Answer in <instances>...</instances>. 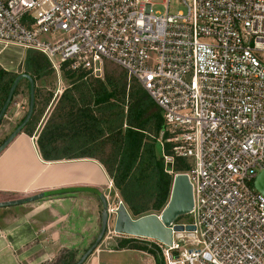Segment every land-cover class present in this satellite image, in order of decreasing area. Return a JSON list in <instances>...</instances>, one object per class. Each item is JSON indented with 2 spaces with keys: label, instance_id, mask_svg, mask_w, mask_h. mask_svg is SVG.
Listing matches in <instances>:
<instances>
[{
  "label": "built area",
  "instance_id": "built-area-1",
  "mask_svg": "<svg viewBox=\"0 0 264 264\" xmlns=\"http://www.w3.org/2000/svg\"><path fill=\"white\" fill-rule=\"evenodd\" d=\"M173 2L184 10L170 14ZM0 45L41 54L57 76L102 79L112 63L159 110L164 172L188 177L191 221L170 227L171 246L125 238L157 249L165 264H264L255 187L264 171V0H0ZM178 159L186 173L174 172Z\"/></svg>",
  "mask_w": 264,
  "mask_h": 264
},
{
  "label": "trees",
  "instance_id": "trees-1",
  "mask_svg": "<svg viewBox=\"0 0 264 264\" xmlns=\"http://www.w3.org/2000/svg\"><path fill=\"white\" fill-rule=\"evenodd\" d=\"M26 52L23 73L34 83L52 72L44 56ZM18 75L0 68V110ZM84 77L63 72L69 88L62 92L38 134L36 144L41 158L45 162L94 160L104 168L133 220L161 213L169 201L173 177L164 172L163 162L157 157V140L166 137L159 110L140 85L128 80L126 72L112 63H105L102 79ZM34 100L32 117L22 130L29 137L51 96L42 98L35 87ZM165 152L170 154L167 145ZM173 170L186 173L188 164L178 159ZM123 238L116 250L148 253L155 264H163L157 249ZM60 260H65L63 255Z\"/></svg>",
  "mask_w": 264,
  "mask_h": 264
},
{
  "label": "crops",
  "instance_id": "crops-1",
  "mask_svg": "<svg viewBox=\"0 0 264 264\" xmlns=\"http://www.w3.org/2000/svg\"><path fill=\"white\" fill-rule=\"evenodd\" d=\"M6 52H12L17 57L9 61L3 56ZM25 52L19 47L0 45V68L17 74ZM11 105L20 108L23 103L18 101ZM21 108L23 110L24 107ZM11 113L13 120L21 115L20 111ZM70 187H91L101 193L102 189L109 187L114 190L116 202H121L104 168L94 160L45 162L38 147H34L30 138L23 133L0 154V202ZM95 200L101 205L94 194L70 193L0 208V264L54 263L60 260L65 250L78 245L79 241H75V238L80 235L87 242V250L96 238L93 233L95 213L91 210L94 209ZM90 205L93 208H89ZM106 248L91 255L84 264H101L100 256L103 253L108 256L105 264H117L116 259L112 263L109 257L134 253L131 250H116L113 245Z\"/></svg>",
  "mask_w": 264,
  "mask_h": 264
},
{
  "label": "water",
  "instance_id": "water-1",
  "mask_svg": "<svg viewBox=\"0 0 264 264\" xmlns=\"http://www.w3.org/2000/svg\"><path fill=\"white\" fill-rule=\"evenodd\" d=\"M21 80H26L29 85L28 110L21 124L0 146V154L14 141L17 136L21 134V131L30 121L33 114L35 106V83L27 74H20L14 79L9 89L6 100L2 105V108L0 110V124L4 119L9 106L11 105L13 94ZM255 187L258 192L264 195V171L256 180ZM70 193L94 194L99 198L102 206V212L100 215V231L92 245L83 253V255L75 264H84L85 261L96 252L97 248L103 241L105 234L107 233L111 214L114 215L112 232L114 235L151 239L163 245L171 246L172 231L170 227L179 218L190 216L193 212L192 187L189 183L188 177L184 174H178L173 178L169 201L166 207L160 213L159 218L156 215L151 214L133 220L122 203H119L117 205V208L115 210L113 209L112 213L109 214L107 199L99 190L91 187H70L46 191L23 199L0 202V208L23 205L46 197ZM173 230L181 231L183 230V228L181 226H175L173 227ZM186 230L193 231L194 227L187 226Z\"/></svg>",
  "mask_w": 264,
  "mask_h": 264
},
{
  "label": "rangeland",
  "instance_id": "rangeland-1",
  "mask_svg": "<svg viewBox=\"0 0 264 264\" xmlns=\"http://www.w3.org/2000/svg\"><path fill=\"white\" fill-rule=\"evenodd\" d=\"M156 10H159L162 12V11H164V8L159 6L158 8H156ZM180 10H184V8L182 6L174 3V2L169 5V13L170 14H174ZM25 53L27 54V52H25ZM3 56L8 58L9 61H10V59H15L17 57L12 52H6V53H4ZM24 66H25V64H24V60H23L21 66L18 69L17 74H20V72L23 71L22 68H24ZM21 74H23V73H21ZM128 82H130V81H128ZM35 87L40 91L42 98H46L48 96H51V100H50L49 104L47 105V107L45 108L43 114L41 115L40 121L37 124V127L35 128L33 135L31 137L28 136L34 147L37 146L36 145L37 135L39 134V131L42 129V126L45 123V121L48 119V117L52 113V111L56 105V101L59 97V93L61 91H64L65 89L69 88V81L67 79L63 78V73L60 74V76H57V74H55L54 71L52 70V72L48 76L37 81L35 83ZM14 100L12 103L16 104V103H18V101H19V103L22 102L23 106H21V107H24V108L22 110L21 107L15 108L14 107L15 105H10L9 110H8L9 114L8 115L6 114V118L4 120H2L1 125H0V143L3 140V138L14 128V126L17 125V123L20 121L19 119H21L22 117L25 116V114L28 110L29 92H28V84L25 81H21V83L19 84L18 89H17V94H16ZM13 111L14 112H18V111L21 112V115L18 118H16L15 120L10 118L12 116L11 112H13ZM159 142L160 141L157 140L156 152H157V157L160 159L161 158V152H160ZM102 194L107 198V203H108V206L110 208L113 209V208L117 207L118 202H116L117 200L115 199V196H114V194H115L114 190H112L111 188L109 189V187L108 188L105 187L104 189H102ZM119 200H121V199H119ZM86 206H87V204L85 205V208H86ZM93 206H94V209H91V210H94L95 221H96L95 227L93 229V233L97 237V235L100 231V215L102 212V209H101L102 207H101L100 203L98 202V200H95V203ZM93 206L90 205L89 208H93ZM85 211H87V208ZM110 217L111 218H110L109 223H108L107 233L105 234L103 241L101 242V244L99 245V247L97 248L95 253H97L100 250L108 249V248H106V246L108 247V245L109 246L113 245L114 248H117L116 246L120 243V241H122L124 239L123 238L124 236L114 235L112 233L113 232L114 215L111 214ZM80 221L82 222V219H80ZM190 221H191L190 216H186V217L179 218L176 222L179 224H187ZM83 228H84V226H83ZM75 241H79L78 245L73 246V248H68V250H65L62 253L63 257L65 259L64 261L59 260V261H56V262L50 263V264H70L72 261L76 262L77 259H79L83 255V253L86 251L85 246H87L86 245L87 242L85 243L84 237H81V235L79 236V238H75ZM92 242H94V240L91 241V243ZM81 246H83V248ZM131 251H134V250H131ZM160 256H161V254H160ZM107 258H108L107 254L103 253L100 256L101 264H105L104 260ZM131 258H133V259H131ZM109 259H111L112 263L116 259L117 264H155V262H156L155 258L151 254L144 253L141 251H134V253H127L124 255L120 254V255L116 256V258L115 257L114 258L109 257ZM135 260H136V262H135ZM161 260H162V263L165 264L162 256H161Z\"/></svg>",
  "mask_w": 264,
  "mask_h": 264
},
{
  "label": "flooded vegetation",
  "instance_id": "flooded-vegetation-1",
  "mask_svg": "<svg viewBox=\"0 0 264 264\" xmlns=\"http://www.w3.org/2000/svg\"><path fill=\"white\" fill-rule=\"evenodd\" d=\"M24 74V73H23ZM21 81H25L26 83H27V81L26 80H21ZM13 99H14V97H13ZM13 99H12V102H13ZM12 102H11V104H12ZM27 113V112H26ZM25 116H26V114H25ZM24 116V117H25ZM24 117H23V119H24ZM23 119H22V121H23ZM21 121V122H22ZM21 122L20 123H18V125H16L4 138H3V140L1 141V143H0V146L3 144V142L11 135V133L21 124ZM25 128V127H24ZM23 128V129H24ZM21 133H22V131H21Z\"/></svg>",
  "mask_w": 264,
  "mask_h": 264
},
{
  "label": "bare ground",
  "instance_id": "bare-ground-1",
  "mask_svg": "<svg viewBox=\"0 0 264 264\" xmlns=\"http://www.w3.org/2000/svg\"><path fill=\"white\" fill-rule=\"evenodd\" d=\"M109 187H112V186H109ZM110 189V188H109ZM112 189V188H111Z\"/></svg>",
  "mask_w": 264,
  "mask_h": 264
}]
</instances>
